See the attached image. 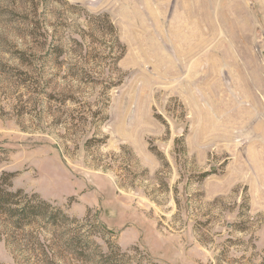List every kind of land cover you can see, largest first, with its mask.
Returning a JSON list of instances; mask_svg holds the SVG:
<instances>
[{"label":"rangeland","instance_id":"rangeland-1","mask_svg":"<svg viewBox=\"0 0 264 264\" xmlns=\"http://www.w3.org/2000/svg\"><path fill=\"white\" fill-rule=\"evenodd\" d=\"M2 172L0 264H264V0H0Z\"/></svg>","mask_w":264,"mask_h":264},{"label":"trees","instance_id":"trees-1","mask_svg":"<svg viewBox=\"0 0 264 264\" xmlns=\"http://www.w3.org/2000/svg\"><path fill=\"white\" fill-rule=\"evenodd\" d=\"M13 175V173L9 172H2L0 175V218L11 222L16 229H23L32 224V222L37 221L54 227H70L74 223L78 224L80 221H84L70 217L63 210L38 198L35 194H27L21 189L10 190V179ZM93 225L97 229L96 232L101 234L98 236L103 239L106 245V253L102 252L100 245L94 240L95 230L88 232L86 236L84 234L80 236L69 233L65 239V245L73 247L72 251L76 255L85 258L90 257L87 248L94 246V252L99 256L101 264H121L125 252L121 251L120 247L109 239L115 233L101 223Z\"/></svg>","mask_w":264,"mask_h":264}]
</instances>
